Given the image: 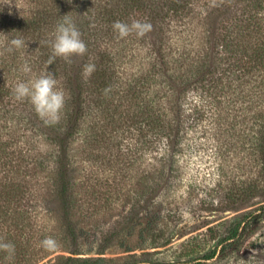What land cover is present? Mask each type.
Returning <instances> with one entry per match:
<instances>
[{
    "label": "trees",
    "instance_id": "obj_1",
    "mask_svg": "<svg viewBox=\"0 0 264 264\" xmlns=\"http://www.w3.org/2000/svg\"><path fill=\"white\" fill-rule=\"evenodd\" d=\"M64 15L82 33L87 52L71 64L61 58L49 64V41ZM133 19L150 23L151 30L143 38L133 34L118 40L113 22ZM12 38L24 39L28 47L8 53ZM25 63L28 74L22 71ZM88 63L95 71L85 80ZM44 73L54 75L67 97L62 119L51 126L13 94L18 81ZM204 118L221 139L215 148L239 155L245 148L252 161L253 178L230 184L225 197L263 196L264 0H12L0 5V241L15 245L11 260L0 251V264H42L55 251L69 252L53 256L66 264H97L75 256L83 193L73 150L100 146L102 140L108 148L117 132L136 137L135 151L145 159L143 188L152 205L159 190L181 179L184 141ZM151 205L147 228L161 217ZM255 209L230 224L205 258L233 253L235 264H245L247 246L264 250V240L257 238L240 248L264 219V202ZM35 218L50 221L49 230ZM209 230L219 234L220 225ZM49 236L59 242L54 251L41 247Z\"/></svg>",
    "mask_w": 264,
    "mask_h": 264
},
{
    "label": "rangeland",
    "instance_id": "obj_2",
    "mask_svg": "<svg viewBox=\"0 0 264 264\" xmlns=\"http://www.w3.org/2000/svg\"><path fill=\"white\" fill-rule=\"evenodd\" d=\"M211 127L204 118L190 128L179 155L181 179L173 187L159 190L152 205L143 188L145 159L140 150L135 151L139 144L135 143L136 137L117 132L108 140V148L102 140L100 146L83 150L80 145L73 150L76 182L82 184L83 193L77 212L75 256L97 259V264H235L233 253L205 257L217 247L218 238L226 234L230 224L247 211L257 212L255 207L264 202V195L244 199L240 195L241 199L234 202L225 197L230 184L253 178V165L245 148H241L240 155L215 148L216 142L221 145V139L216 140ZM83 141L82 134L77 143ZM240 156L243 159L239 161ZM150 205L151 210L161 212V217L154 227L147 228ZM37 207L43 206L40 203ZM35 220L39 225L46 222ZM213 224L220 225V235L209 230ZM50 226L51 222H46L47 230ZM255 238L257 242L264 240V219L240 248ZM260 245L264 248V241ZM57 253L69 254L55 251L40 263L66 264L64 258L53 259ZM244 257L245 264H264V250L258 245L247 246Z\"/></svg>",
    "mask_w": 264,
    "mask_h": 264
},
{
    "label": "clouds",
    "instance_id": "obj_3",
    "mask_svg": "<svg viewBox=\"0 0 264 264\" xmlns=\"http://www.w3.org/2000/svg\"><path fill=\"white\" fill-rule=\"evenodd\" d=\"M11 3L12 0H0V5ZM112 28L117 34V39L121 40L133 34L137 38H143L151 30L152 25L138 19H133L130 23L118 20L113 22ZM26 42L22 38H12L6 46V51L12 53L24 49L28 47ZM49 46L52 50L49 64L53 63L56 58H61L64 62L71 64L73 57L83 56L87 52L82 33L67 15H64L56 25ZM22 71L25 74L30 73L31 69L27 63L22 66ZM94 71V64L84 65L83 78L87 80ZM13 94L17 101L28 102L45 125H56L62 119L67 97L54 75L44 73L26 81H18L13 88ZM40 244L46 251H54L59 247V242L51 236L45 237ZM0 251L7 253L6 259L11 260L15 255V245L0 241Z\"/></svg>",
    "mask_w": 264,
    "mask_h": 264
}]
</instances>
